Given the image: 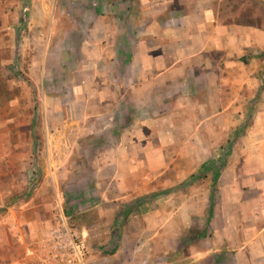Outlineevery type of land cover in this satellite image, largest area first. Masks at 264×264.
<instances>
[{
	"label": "crops",
	"instance_id": "crops-1",
	"mask_svg": "<svg viewBox=\"0 0 264 264\" xmlns=\"http://www.w3.org/2000/svg\"><path fill=\"white\" fill-rule=\"evenodd\" d=\"M82 1L89 10L87 17L96 23L88 26L85 37L79 35L82 39L74 51L83 53L85 66L94 70L95 98L89 108L94 130L104 121L112 134L101 141L102 147L112 149L109 155L95 158V203L111 200L133 206L129 202L133 197L140 196L139 204L150 195L155 201L150 207L155 225L150 241L161 231L178 237L176 227H196L199 240L205 239L200 248L185 247L183 264H264V172H255V158L247 156L237 170L236 158L230 157L232 165L217 176L216 202L209 207L204 199L195 208L199 217L195 226L186 215L192 209L189 201L171 204L173 192H168L162 200L167 198L170 204L163 206L159 198L160 186L173 183L169 172L178 167L172 178H185L193 172L191 161L123 151L264 147V122L244 126L239 118L256 116L264 121V108L255 112L257 83L251 66L257 57L254 48L264 49L263 42L256 43L264 31L250 23L223 22L217 8L221 0ZM106 17L119 21V27L106 26L102 21ZM88 47L93 48V59L86 56ZM250 51L251 58L245 55ZM44 207L28 203L15 215L21 230L10 241L13 253L0 264L58 263L48 248L49 221L36 215ZM27 208L36 217L24 215ZM209 209L211 214L204 219L202 213ZM206 228L209 233L202 232ZM193 238L184 241L191 244ZM176 257H166L165 264H174ZM147 260L151 264L149 256L142 264Z\"/></svg>",
	"mask_w": 264,
	"mask_h": 264
},
{
	"label": "rangeland",
	"instance_id": "rangeland-1",
	"mask_svg": "<svg viewBox=\"0 0 264 264\" xmlns=\"http://www.w3.org/2000/svg\"><path fill=\"white\" fill-rule=\"evenodd\" d=\"M113 6L118 8L119 4ZM217 8L223 22L250 23L264 31V0H221ZM88 12L82 0H0V260L11 256L10 241L21 230L15 215L28 203H43L41 215L33 214L31 208L23 214H29L30 219L35 214L47 217L51 251H57L54 236L63 232L61 227L66 223L85 241L90 264H142L143 257L148 256L151 264H165L166 257L175 254L174 264H183L185 247L200 248L205 239L199 240L196 227H176L178 237L161 231L155 241H150L155 230L150 214L155 201L150 195L139 204L140 196L133 197L129 201L133 206L111 200L95 203V158L109 155L112 149L102 147L101 141L112 134L104 121L97 132L94 130L93 111L89 109L95 98L94 70L85 66L83 53L74 51L88 26L96 23L87 17ZM102 21L112 30L120 24L109 17ZM258 37L257 45L264 43V36ZM254 50L257 57L251 66L257 83L254 107L258 112L264 108V49ZM92 51V47L86 51L90 59L95 57ZM252 53L245 55L251 58ZM239 118L244 126L264 122L256 116ZM123 151L125 155L163 153L169 161L176 157L191 161L193 172L185 178H172L178 175V167L169 172L173 183L160 186L159 198L163 206L189 201L192 209L186 215L195 226L199 219L195 208L204 204V199L209 207L216 202L217 176L232 165L228 163L230 157L236 158L238 170L244 167L243 159L251 156L255 158V172H264V147L241 144L205 149L196 145ZM168 192H173L170 203L167 198L162 200ZM121 207L124 211L119 210ZM202 214L208 219L211 210ZM190 235L193 242L185 243Z\"/></svg>",
	"mask_w": 264,
	"mask_h": 264
},
{
	"label": "built area",
	"instance_id": "built-area-1",
	"mask_svg": "<svg viewBox=\"0 0 264 264\" xmlns=\"http://www.w3.org/2000/svg\"><path fill=\"white\" fill-rule=\"evenodd\" d=\"M64 228H66L64 230ZM63 232L55 237L57 251H52L58 257V263L53 264H90L86 255L85 241L78 233L65 223Z\"/></svg>",
	"mask_w": 264,
	"mask_h": 264
},
{
	"label": "trees",
	"instance_id": "trees-1",
	"mask_svg": "<svg viewBox=\"0 0 264 264\" xmlns=\"http://www.w3.org/2000/svg\"><path fill=\"white\" fill-rule=\"evenodd\" d=\"M65 195L67 196L68 194L67 193H65ZM66 209V208H65ZM66 214H69L70 215V211H68V209L66 210ZM70 220V219H69ZM71 225H72V222H71ZM72 226H74V225H72Z\"/></svg>",
	"mask_w": 264,
	"mask_h": 264
}]
</instances>
